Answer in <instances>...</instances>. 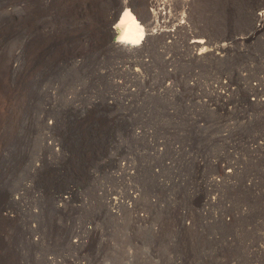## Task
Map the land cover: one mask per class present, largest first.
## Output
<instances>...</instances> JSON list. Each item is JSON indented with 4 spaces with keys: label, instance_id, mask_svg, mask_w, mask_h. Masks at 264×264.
Wrapping results in <instances>:
<instances>
[{
    "label": "rangeland",
    "instance_id": "obj_1",
    "mask_svg": "<svg viewBox=\"0 0 264 264\" xmlns=\"http://www.w3.org/2000/svg\"><path fill=\"white\" fill-rule=\"evenodd\" d=\"M124 1L0 0V264H264V0Z\"/></svg>",
    "mask_w": 264,
    "mask_h": 264
},
{
    "label": "bare ground",
    "instance_id": "obj_2",
    "mask_svg": "<svg viewBox=\"0 0 264 264\" xmlns=\"http://www.w3.org/2000/svg\"><path fill=\"white\" fill-rule=\"evenodd\" d=\"M25 1L26 0H23V2ZM130 1L132 2V4L131 3L129 4V2L127 3V0H126V3L124 1V3L121 4L122 6L117 11L119 13L115 17H113L114 19H113L112 24H114L115 27L114 28L112 27L113 28L112 31L114 34H117L118 36L116 41L114 42V49L116 50V52H119L121 49H124V48L133 49L141 44L142 45L145 44L148 46L150 44L155 43L154 39L149 34L144 38L145 36L144 30L150 27V23L148 24L146 23L147 28L143 29L142 27L143 25H141L139 21V19L144 20L142 17L144 10L141 8L142 7L141 3L137 0L135 1L130 0ZM130 7L132 9H130ZM149 29L147 31H150ZM193 44H194L193 45L194 48H197V50H200V52H198L199 55H202L205 53L206 46L204 47V44H205L204 41H195Z\"/></svg>",
    "mask_w": 264,
    "mask_h": 264
}]
</instances>
